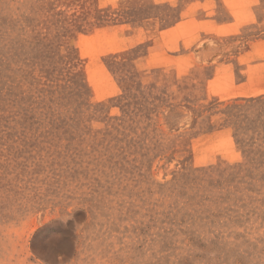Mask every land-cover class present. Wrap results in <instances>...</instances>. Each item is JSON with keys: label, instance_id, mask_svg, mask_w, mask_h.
Returning a JSON list of instances; mask_svg holds the SVG:
<instances>
[{"label": "rangeland", "instance_id": "1", "mask_svg": "<svg viewBox=\"0 0 264 264\" xmlns=\"http://www.w3.org/2000/svg\"><path fill=\"white\" fill-rule=\"evenodd\" d=\"M0 264H264V0H0Z\"/></svg>", "mask_w": 264, "mask_h": 264}, {"label": "bare ground", "instance_id": "2", "mask_svg": "<svg viewBox=\"0 0 264 264\" xmlns=\"http://www.w3.org/2000/svg\"><path fill=\"white\" fill-rule=\"evenodd\" d=\"M66 223V221H63L61 224L60 223H55L54 224V228L57 229V228H62L63 227V223ZM36 245V248H41L42 247V242L37 239V243L35 244ZM67 247H68V244L66 242H57V243H54L53 241H50L48 243V247H47V253L50 255V256H55L56 253L58 254V252L60 251H66L67 250Z\"/></svg>", "mask_w": 264, "mask_h": 264}, {"label": "water", "instance_id": "3", "mask_svg": "<svg viewBox=\"0 0 264 264\" xmlns=\"http://www.w3.org/2000/svg\"><path fill=\"white\" fill-rule=\"evenodd\" d=\"M68 224L75 226L77 224V221L72 219V220L68 221Z\"/></svg>", "mask_w": 264, "mask_h": 264}]
</instances>
